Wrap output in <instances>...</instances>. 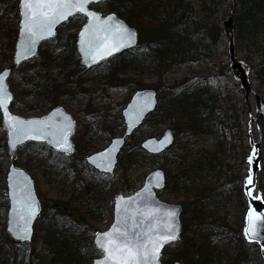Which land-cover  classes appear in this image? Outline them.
I'll return each mask as SVG.
<instances>
[{
  "label": "rangeland",
  "instance_id": "1",
  "mask_svg": "<svg viewBox=\"0 0 264 264\" xmlns=\"http://www.w3.org/2000/svg\"><path fill=\"white\" fill-rule=\"evenodd\" d=\"M197 1L198 0H195L194 3L196 4ZM14 3L17 4L18 0H14ZM229 4H232V0L224 6H221L218 10V23L221 29L223 28V21L231 15L233 5L230 7ZM94 8L103 13L109 12V8L105 3L96 5ZM0 18H7L8 20H6V23H11L8 31L16 29V26L18 27L19 25V19L14 18L8 12L1 10ZM77 23V17H73L68 23L70 28L67 29V31L63 30V32H67L68 40L69 34L71 36L76 34L75 27L71 29V25ZM236 32L235 15L236 56L239 60L245 62L249 70V79L252 89L248 100H246L240 82L234 78L233 72L231 71L229 82L231 88H235L238 92L236 102L241 106L238 113L240 118L244 120L242 127L243 136L240 137L239 141L235 140L233 134L227 139L225 136L215 137L208 135H197L188 139L180 133V128H175L172 125L174 119L168 116L165 118L166 115L161 111L156 116H149L145 123L134 132V136L132 135L133 138H131L132 136L129 137L127 143L130 139L133 145L139 143L134 151L138 152L141 150L144 152L140 148V144L143 140L149 137H160L167 128H171L175 134V142L172 146L174 148L173 150L171 149L173 151L172 153L167 152L162 157L151 156L145 152L140 155L137 154L136 161L124 174L118 171V169L112 175L93 174L84 159V163L75 164L74 171L65 165H62L61 169L53 170L52 172L47 171L53 174V176L48 175L38 166L42 161H47L49 165L56 163L58 159L53 157V152L42 144H40L41 146L35 143L27 144L22 151H19L17 164L24 167V162L27 161L28 158H33L30 168H28V166L24 168L36 181V189L37 192L39 191L41 193L40 195L38 193V195L42 203H52L54 201L66 202L70 196H78L82 193V187L78 186L76 183L78 179L77 174L81 177V183L93 180L104 188L100 195V199L102 198L104 204L107 206V211H104V217L101 220L91 219L84 213V209L81 208V205L77 204L75 205V212L78 213L73 212L74 215H72L71 218L82 224L88 221L89 226L96 231H104L110 227L113 221L112 208L115 196L118 194L129 195L138 190L143 185L145 176L154 169L161 167L166 171L167 184L170 177L172 178V183L169 187H167L166 184V188L159 193L161 200L172 204H181L182 206L186 205L191 207V203L196 199H204L205 216L201 218L200 222L204 220L211 221L214 217L222 216L226 218L227 223L232 229V231L229 232L230 234H226L223 230L219 231L218 229L199 232L198 223L194 222L191 224L190 229H187V231L183 233V236L186 239H192V242H195L197 246L200 245L203 254L207 253L204 244L207 242L212 244V253L209 254L208 260H206L207 263L204 256L202 258L204 260L203 262L206 264H235V262L231 263L230 261L232 258L236 257L241 246H239L236 233L237 231L239 232L238 227L241 221H245V213L248 209V200L246 196L245 198H241L239 183L236 177H246L247 179L249 176L248 171H244V168L246 167L248 169L249 167L247 158L250 156L252 150L249 142L250 135L253 136L255 141L261 142V169L257 175L255 192L261 194L264 198V117L261 119L260 125H258L256 121V95L264 100V88L263 85H260L258 79V71L260 72V68L264 62V37H259L255 39L254 42L247 43L238 39ZM61 35L62 34L59 33L57 36L59 41L49 43L50 45L48 47L50 49H56L59 44L63 45L68 41H65ZM139 50H141V48H139ZM12 54H14V48L12 50L11 45H8L7 38L1 36L0 71L10 66L13 61V58L11 61H3L2 58L4 59ZM121 57L122 56H119L117 58ZM210 60L211 62L204 60L198 62L193 61L192 63L180 67H174L172 71L164 74L162 78H159L152 71H146L142 75H137L136 72L120 74L118 81L116 83H109L107 87H99L100 84L107 83L105 76H107L108 73L105 67L100 65L90 70H84L82 67L84 71L83 75L89 80L84 84L85 90H77L71 95L65 88L61 87L60 94L63 95V97L59 99L60 101H58L57 104L50 108L48 107L49 102L42 94L45 90L39 87L45 84L41 76L36 75L33 77L32 85H37L38 87H35L34 91L32 88L26 89L33 91L32 94L29 95L21 93L22 90H24L21 82L17 84L14 79L10 78L9 83L15 94L14 104L11 109L14 113L21 116L33 117L44 115L57 106H64L77 120V133L74 136V142L76 145L78 141L85 145L87 147L86 154L88 155L89 153L105 148L111 138L123 133L125 125L122 110L135 90L145 87L155 88L158 90V100L160 101V98L163 96L162 92H165L168 88L178 89L179 86L183 87L190 82H196V85L200 88L204 87L207 89L209 84L203 85V79L210 76V73L215 70L216 67H219V65L225 63L229 65L230 62L228 39L223 32L219 35L216 51ZM114 64L115 61L111 66ZM56 76L57 74L55 73L52 77L57 78ZM128 78L131 80L135 79V83L133 81H128ZM59 81L63 83L62 78H59ZM20 84L21 86L18 87ZM217 92H219V89H217L214 94ZM224 98V96L219 97V102L223 109H225L227 105ZM101 124L106 130H101L99 128ZM1 127L3 128L2 123ZM4 135L5 131L3 128L0 137ZM240 140H242V142H240ZM218 142H222V146L219 148L217 146ZM124 149L125 147L122 149L120 155L121 159L122 155H124ZM213 158H215V161H213L214 166L211 167L207 163L212 161ZM9 165L10 158L8 153L0 144V180L6 176ZM197 166H201V168L197 169ZM184 170H190V173L181 176V172ZM168 173H170V176H168ZM122 185H125L126 188L116 193V190ZM244 206H246V210L243 209ZM6 213L5 209L1 216L3 221L1 220L0 223V242L3 241L2 224L6 221ZM183 217L182 215V221L184 220ZM191 217L192 215L187 213L184 218L191 219ZM53 218L52 214L46 210L41 219L36 223L35 236L31 244L34 250H41L43 236L49 234L51 223L55 222ZM86 230L87 228L78 230L76 236L90 237L91 235L88 234ZM54 232L55 229L52 228L50 233ZM206 236H210V238ZM247 246V257L245 261L240 264H264V253L258 243L248 242ZM179 249V247L174 245L167 248V251L177 252ZM84 255L85 258H87L88 250L85 251ZM199 259L200 257L198 259L195 258V261ZM180 262L190 264V259L182 257ZM57 263L65 264L61 261H57L54 264ZM43 264H45V260ZM84 264H87V262Z\"/></svg>",
  "mask_w": 264,
  "mask_h": 264
},
{
  "label": "trees",
  "instance_id": "2",
  "mask_svg": "<svg viewBox=\"0 0 264 264\" xmlns=\"http://www.w3.org/2000/svg\"><path fill=\"white\" fill-rule=\"evenodd\" d=\"M194 1L107 0L105 4L109 8V12H117L129 25L137 29L141 50L138 48L121 58L116 57L104 62L102 66L106 68L108 73L105 76L107 83L100 84L99 87H107L109 83H116L120 74L136 72L137 75H142L146 71H152L159 78H162L174 67L200 60L211 62L210 58L216 51L219 35L223 32L218 23V10L231 0H198L196 4ZM229 6L232 7V4H229ZM237 7V38L243 42L251 43L259 37H264V0H237ZM1 10L10 13L14 18H19L18 3L15 4L14 0H0ZM76 17L78 23L72 24L71 29L75 27L74 29L77 31L83 24L84 17L79 15ZM1 19L0 37H6L8 45H11L13 50L18 27L16 26V29L8 31L11 23H6L7 18ZM68 23L59 29V33L62 34L61 37L65 41L68 40V35L63 30L67 31L70 28ZM57 38L51 42L59 41ZM51 42L42 45L39 55L33 61L15 68L11 77L17 84L21 82L24 88L21 93L29 95L32 94L35 87H38L32 85L33 77L36 75L41 76L45 84L39 87L45 90L42 94L49 102V108L57 104L60 101L59 99L63 97L60 94L61 87L72 95L77 90H85L84 84L89 81L83 75L84 71L80 64V56L76 46V34H73V36L69 34V40L63 45L58 43L57 48L53 50L48 47ZM12 58L13 54L4 59L2 58V60L11 61ZM114 61L115 64L111 66ZM55 73L57 78L52 77ZM230 73L229 65L225 63L216 67L210 73V76L203 79V85L209 84L207 89L200 88L196 85V82H190L183 87L179 86L178 89L168 88L165 92H162L163 96L160 98L158 107L151 115L156 116L162 111L166 115L165 118L167 116L173 118L172 125L175 128H180V133L188 139L197 135L225 136L227 139L233 134L235 140L239 141L240 137L243 136L244 120L240 118L238 113L241 106L236 102L238 92L235 88H231ZM59 78L63 79V83L59 81ZM258 79L260 85H263L264 88V62L260 72L258 71ZM128 81L134 82L135 79L128 78ZM28 88H32L33 91L26 90ZM217 89H219V92L214 94ZM220 96H224V100L227 102L225 109L220 105ZM99 128L106 130L102 124L99 125ZM1 131H3V128L0 123V133ZM0 144L7 152L5 135L0 137ZM137 145L139 143L131 144V139L126 144L124 155H122V159L120 158L117 167L118 171L123 172V174L126 173L127 169L136 161V155L144 153L141 150L134 151ZM217 146L218 148L221 147L222 142H218ZM25 147L22 146L20 151ZM76 147L77 152L74 156H65L53 152V157L58 159L56 163L49 165L47 161H42L38 166L50 176H53V174L47 171L52 172L61 169L62 165L74 171L75 164L84 163V158L87 155V147L81 142L78 141ZM173 148H169L165 153H172ZM165 153L159 155V157H162ZM32 161L33 158H28L24 162V167L28 166L30 168ZM213 161H215V158L207 164L213 167ZM16 162H18V159ZM200 168L201 166H197V169ZM90 170L93 174H99L92 168ZM246 170L245 167L244 171ZM189 173L190 170H184L181 172V176ZM168 176H170V173H168ZM77 178L76 183L82 187V193L78 196H70L66 202L54 201L43 204V211L48 210L54 217L55 222L51 223L49 234L43 236L41 250H34L31 244L19 245L7 234L5 223L2 224L4 236L3 241L0 242V264H43L44 260L45 264H54L57 261L65 264H84L85 262L92 264L94 258L101 255V252L93 245V236L96 230L89 226L88 221L82 224L71 218V216L74 215L75 205L80 204L81 208L84 209V213L91 219L101 220L105 215L104 211H107L104 200L100 199L104 188L93 180L81 183L79 174H77ZM236 178L239 183L240 196L245 198L243 185L246 177L238 178L237 176ZM171 179L170 177L167 187L172 183ZM0 181L1 223V220L3 221L1 216L7 209V196L5 177ZM125 188L126 186L122 185L116 190V193L123 191ZM38 193L41 194L39 191ZM204 201V199H196L191 203V207L183 205L182 215L184 217L187 213L192 215L191 219L183 217V233L190 229L192 223L197 222L199 232L218 229L230 234L229 232L232 229L225 217L217 216L212 218L211 221L204 220L200 222L201 218L205 216ZM243 209L246 210V206ZM243 224L244 221H241L238 227L239 232L236 233L239 246H241L236 257L231 259V263H242L248 254V242L242 232ZM52 228L55 229L54 233H50ZM86 228V232L92 237L76 236L78 230ZM206 237L210 238V236ZM175 245L180 248L177 252L165 249L163 254L164 264H172L176 260L181 261L182 257L189 258L190 264H206V260H208L213 249L212 244L207 242L204 244L207 253L203 254L200 245L197 246L195 242H192V239H186L183 235ZM86 250H88L87 258L84 255ZM203 256L206 263L203 262ZM199 257L200 259L195 261V258L198 259Z\"/></svg>",
  "mask_w": 264,
  "mask_h": 264
},
{
  "label": "snow or ice",
  "instance_id": "3",
  "mask_svg": "<svg viewBox=\"0 0 264 264\" xmlns=\"http://www.w3.org/2000/svg\"><path fill=\"white\" fill-rule=\"evenodd\" d=\"M94 2L98 0H21L23 20L16 63L19 64L22 58L33 56L36 45L41 40L53 36L58 24L77 14L85 15L89 19V24L81 33V45L85 55L91 57L93 62L131 44L134 33L115 23L113 17L109 16L107 20H103L95 12L88 10V5ZM7 75V72L0 74V109L5 112L13 146L26 139L44 140L51 137L50 142L62 151H68L71 146L67 137L72 128L69 118H65V124L52 130L53 125L47 121H24L8 113L6 105L12 97L4 83ZM104 155L109 157L108 163L111 164V154H101ZM12 171V223L18 238L28 239L37 204L28 178L17 173L15 169ZM248 183H252L251 175ZM157 186H160L159 181ZM149 191L150 188L145 189V192ZM138 195L140 201H125L123 210L118 203L116 223L109 232L97 234V245L104 255V259L97 264H158L163 245L178 239L179 226L175 220V211H168L162 217L147 203L140 208L143 194ZM132 204H137L135 210L131 209ZM259 220H264V213L259 216L249 213L250 227L245 230V236L250 241L260 239L261 233L256 223Z\"/></svg>",
  "mask_w": 264,
  "mask_h": 264
},
{
  "label": "water",
  "instance_id": "4",
  "mask_svg": "<svg viewBox=\"0 0 264 264\" xmlns=\"http://www.w3.org/2000/svg\"><path fill=\"white\" fill-rule=\"evenodd\" d=\"M105 1L107 0H98V2L90 3L88 5V10L95 12L103 20H107L109 16L113 17L115 23L123 25L125 28H127L130 32L134 33L135 35H134L132 43L129 44L128 46L122 47L118 51H113L111 55H106L105 58L102 60L97 59L96 62H93L91 57L85 55V52L82 50V45H81V33L85 29V27L89 24V19L85 15L77 14L85 18L84 24L82 25V27L77 33L76 45H77L78 52L80 54V63L83 66H85L87 69L96 67L99 64H101L103 61L110 60L115 56L122 55L126 52H131L135 48L138 47V33H137L136 28L129 25L116 12H110L107 14H103L101 11H98L93 7L98 4L104 3ZM20 4H21V0H19V27H18L17 39L15 42L13 61L10 66L0 71V74H4L5 72H7L8 74L5 78L4 83H5L7 91L11 94L12 99L10 102H7V105H6L7 111L11 116L18 117L19 119L24 120V121H31V120L47 121L53 125L52 130H55L56 127L65 124L66 123L65 118H69L72 122V128L68 134L67 139L71 147L66 152L62 151L59 147L55 146L54 143L50 142L52 140L51 137H49L48 139H44V140L26 139L13 146L12 136L7 126L6 119H5V112L4 110L0 109L1 123L6 133V145H7V151H8L9 157L10 159L15 160L18 157L19 148L28 143L46 144L49 148H51L52 150L60 154L67 155V156L74 155L77 150L76 145L73 140V136L75 135L76 130H77L76 118L71 113H69L64 106H57L55 108H52L46 114L41 115V116L24 117V116L14 113L11 108H12V105L14 104L15 94L9 83V80L12 76L13 69L21 66L25 62L32 61L34 58H36L41 49V45L44 42H47L53 39L57 34L58 28L63 23L67 22L73 16L69 17L66 21H62L60 24H58L56 28L54 29L53 36L45 38L44 40H41L36 45L35 54L33 56L26 58V59L22 58L20 63L17 64L16 55L18 51V44L20 43V39H21L20 29H21V22L23 20V17L21 15ZM232 5H233V8L231 11V15L223 21L222 27H223V32L228 39V54H229V60H230L229 67L231 71L233 72L234 78L240 82L241 84L240 86L245 93V99L248 100V97L252 91L251 83L249 79V70L245 62L237 58L236 49H235V15H236V8H237V0H232ZM157 106H158V91L156 89L145 87V88L136 90L132 94L130 100L126 103L125 107L122 110V116H123L124 125H125L123 133L121 135L113 137L105 148L99 151L93 152V153H89L85 157L86 163L101 174L112 175L117 168V165L119 163V156L122 152V149L126 145L127 140L129 139V137H131L134 134V132L137 129H139L144 124L147 116L153 113L156 110ZM256 113H257L256 121L258 125H260V121L264 117V100H262V98L257 95H256ZM174 142H175L174 132L171 128H167L160 137H149L143 140L140 144V148L146 153H148L149 155L158 156L166 152V150L169 149L174 144ZM249 142H250V146L252 147V150H251L250 156L247 158V162L249 164L248 173H249V176L251 175L252 183L251 184L248 183V178H249L248 176L244 184V187H243L244 194L248 200V209L245 213V221H244V228H243L244 235H245V230L250 227L249 213L252 212L255 216H259L260 213H264V198L261 194L255 192L256 184H257V175L261 169V142L255 141L252 135H250ZM105 153L111 154V164L108 163L109 157L107 155L101 156V154H105ZM108 168H110V170H107ZM13 169H15L17 173H21L23 174V176H26L28 178L29 185L32 189L33 198L37 204L36 215L31 221V225H30L31 230H30L28 239L18 238V234L16 233L15 228L12 223V220H13V217H12L13 188L11 187V185L13 183V180L10 177L13 176V171H12ZM5 180H6L7 197H8L6 231L19 244L31 243L34 239L35 225L38 222V220H40V218L42 217V202L40 200V197L36 189V182L34 178L32 177V175L25 168L19 167L15 162L10 163L7 173H6ZM157 181H159L160 186H157ZM166 184H167L166 171L163 168L159 167V168L154 169L150 173H148L145 176L142 187L134 191L132 194L116 195L114 198L113 208H112V216H113L112 224L107 230L97 231L95 233L94 238H93V244L95 248L101 251V249L97 245V234L109 232L111 228L113 227V225L116 223L117 204L119 203L121 210H123V208L125 207V204H124L125 201H140V196L138 194H143V201L139 203L140 208H143V204L147 203L150 207L155 208L162 217L168 211L174 210L176 213L175 220L179 226L178 239L164 244L163 247L160 249V257H159L158 264H164L163 262L164 250L168 246L175 244L181 239L182 230H183L182 213L184 209L181 204H172V203H168L160 199V197L158 196V191L165 189ZM146 188H150V191L145 192ZM130 207L132 210H135L137 207V204H132ZM256 223L261 233L260 239L257 241H250L246 236L245 238L248 242L258 243L261 250L264 253V220H259ZM103 259H104V255L102 253L101 256L96 257L92 261V264H97L98 261H102ZM58 264H61V263H58ZM173 264H184V263L180 261H176Z\"/></svg>",
  "mask_w": 264,
  "mask_h": 264
}]
</instances>
